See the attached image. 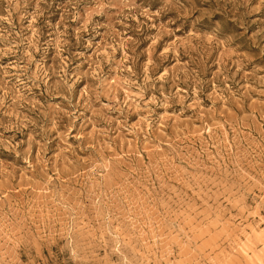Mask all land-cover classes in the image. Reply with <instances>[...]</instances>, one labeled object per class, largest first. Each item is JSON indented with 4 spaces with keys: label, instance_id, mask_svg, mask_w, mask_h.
<instances>
[{
    "label": "rangeland",
    "instance_id": "rangeland-1",
    "mask_svg": "<svg viewBox=\"0 0 264 264\" xmlns=\"http://www.w3.org/2000/svg\"><path fill=\"white\" fill-rule=\"evenodd\" d=\"M0 264H264V0H0Z\"/></svg>",
    "mask_w": 264,
    "mask_h": 264
}]
</instances>
